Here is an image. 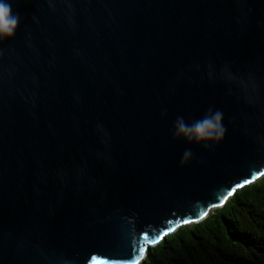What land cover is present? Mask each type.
<instances>
[{
	"label": "water",
	"instance_id": "obj_1",
	"mask_svg": "<svg viewBox=\"0 0 264 264\" xmlns=\"http://www.w3.org/2000/svg\"><path fill=\"white\" fill-rule=\"evenodd\" d=\"M0 2V264H139L264 175V0Z\"/></svg>",
	"mask_w": 264,
	"mask_h": 264
},
{
	"label": "trees",
	"instance_id": "obj_2",
	"mask_svg": "<svg viewBox=\"0 0 264 264\" xmlns=\"http://www.w3.org/2000/svg\"><path fill=\"white\" fill-rule=\"evenodd\" d=\"M139 264H264V175L166 235Z\"/></svg>",
	"mask_w": 264,
	"mask_h": 264
},
{
	"label": "clouds",
	"instance_id": "obj_3",
	"mask_svg": "<svg viewBox=\"0 0 264 264\" xmlns=\"http://www.w3.org/2000/svg\"><path fill=\"white\" fill-rule=\"evenodd\" d=\"M19 23V16L13 14L11 5L0 2V39L11 38ZM225 130L222 126V113L211 109L200 119L188 123L183 117H178L174 122V135L189 142L197 143L219 140ZM191 156V150L186 149L184 158Z\"/></svg>",
	"mask_w": 264,
	"mask_h": 264
},
{
	"label": "snow or ice",
	"instance_id": "obj_4",
	"mask_svg": "<svg viewBox=\"0 0 264 264\" xmlns=\"http://www.w3.org/2000/svg\"><path fill=\"white\" fill-rule=\"evenodd\" d=\"M227 195H231V192H229ZM226 198H227V196L224 197V199H226ZM205 215H206V213H205ZM201 218H203V217H201ZM188 222L189 221H185V223H188ZM174 230L175 229H170L169 231H174ZM163 235H167V233L162 234L158 239H149L148 242L149 243H158L159 239H163ZM146 239H148V238H146ZM143 254H144V248L141 247V248H139V255H140L141 258L143 257ZM137 264H138V261H137Z\"/></svg>",
	"mask_w": 264,
	"mask_h": 264
}]
</instances>
